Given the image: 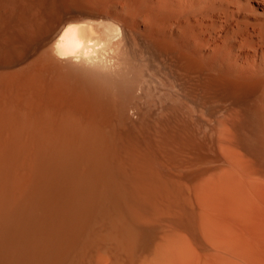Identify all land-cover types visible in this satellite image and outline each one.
<instances>
[{"label": "bare ground", "instance_id": "obj_1", "mask_svg": "<svg viewBox=\"0 0 264 264\" xmlns=\"http://www.w3.org/2000/svg\"><path fill=\"white\" fill-rule=\"evenodd\" d=\"M0 264H264V0H0Z\"/></svg>", "mask_w": 264, "mask_h": 264}]
</instances>
